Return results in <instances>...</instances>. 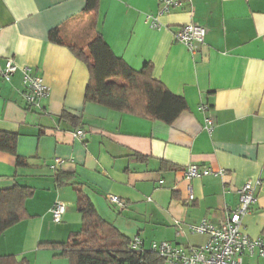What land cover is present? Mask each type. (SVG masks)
I'll use <instances>...</instances> for the list:
<instances>
[{"label": "crops", "instance_id": "obj_1", "mask_svg": "<svg viewBox=\"0 0 264 264\" xmlns=\"http://www.w3.org/2000/svg\"><path fill=\"white\" fill-rule=\"evenodd\" d=\"M84 7L85 0H0V72L7 59L18 67L10 80L0 75V131L17 135V153L26 159L18 166L14 155L0 151V189H31L25 217L0 234V256L70 264L42 244L65 242L80 229L73 182L103 220L137 237L141 248L166 241L186 250L208 241L190 226L202 219L219 225L237 204V189L260 180L241 229L264 237V0H183L159 15V0H99L94 12ZM147 15L157 16L159 29ZM187 23L207 29L194 52L174 37ZM55 28L64 42L82 47L99 32L135 70L151 63L152 76L187 108L166 124L86 100L88 69L50 39ZM24 68L49 87L40 107H27L20 95ZM78 129L84 138L75 136ZM56 157L63 162L52 167ZM190 164L224 175L187 181ZM59 172L69 175L61 184ZM110 194L122 205L111 203ZM56 202L65 205L60 222L52 220Z\"/></svg>", "mask_w": 264, "mask_h": 264}, {"label": "trees", "instance_id": "obj_2", "mask_svg": "<svg viewBox=\"0 0 264 264\" xmlns=\"http://www.w3.org/2000/svg\"><path fill=\"white\" fill-rule=\"evenodd\" d=\"M98 3L99 0H85L84 11H96ZM50 39L67 46L86 65L89 72L86 100L166 124L172 123L187 108L183 97L171 93L152 76L151 63L146 62L139 70L131 68L112 52L99 32L83 47L64 42L58 28L50 31ZM16 144V134L0 131V151L14 155L18 166L24 165L26 159L18 155ZM68 176L57 173L58 183L61 184ZM71 185L77 195L81 227L67 241L43 243L44 247L57 249L70 264L165 263V259L150 248L133 249L132 239L97 214L80 184L73 182ZM30 193L29 187L18 184L0 189V234L25 217L24 200ZM0 264L27 263L15 255H2Z\"/></svg>", "mask_w": 264, "mask_h": 264}, {"label": "built area", "instance_id": "obj_3", "mask_svg": "<svg viewBox=\"0 0 264 264\" xmlns=\"http://www.w3.org/2000/svg\"><path fill=\"white\" fill-rule=\"evenodd\" d=\"M183 0H159V10L157 15L166 13L171 9L177 8ZM146 22L152 28L159 29L160 23L157 16L147 15ZM205 26L197 23H187L178 27L174 33L175 39L184 44L190 52H194L197 43H202L206 35ZM17 65L12 59H7L0 75L5 80H10L16 72ZM20 95L29 108L40 107L41 99L49 95V87L38 75L31 74L27 68L23 69L22 88ZM208 126L211 124L209 118L206 119ZM77 138H84V131L76 130ZM63 160L59 157L54 159V166L61 164ZM187 181L194 177L206 175H224L223 170H213L209 167L190 164L183 170ZM260 185V180L246 181L237 189L238 202L234 208H228L224 220L219 225H214L205 219L199 224L190 226V230L197 233H206L208 241L201 246L181 249L170 243L163 241L152 243L150 249L163 257L171 264H245L244 257H257L264 264V237H250L241 229V218L251 210V206L256 201L255 189ZM188 200L193 199L192 187L188 183L186 186ZM111 203L122 205L121 199L116 195H107ZM65 213V205L56 202L51 208L52 220L60 222ZM131 247L135 250L140 249V240L135 237L132 239Z\"/></svg>", "mask_w": 264, "mask_h": 264}]
</instances>
